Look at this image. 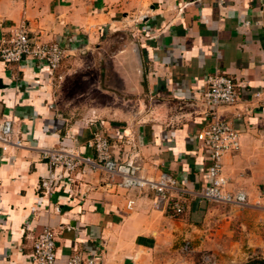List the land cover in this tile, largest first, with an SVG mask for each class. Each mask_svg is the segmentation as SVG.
Wrapping results in <instances>:
<instances>
[{
  "label": "crops",
  "instance_id": "1",
  "mask_svg": "<svg viewBox=\"0 0 264 264\" xmlns=\"http://www.w3.org/2000/svg\"><path fill=\"white\" fill-rule=\"evenodd\" d=\"M20 23L64 57L54 71L0 58V122L12 121L21 143L0 146V264H35L45 227L55 264L78 253L96 264H179L184 243L213 264L264 260V108L252 98L264 87V0H0V46ZM212 74L237 92L218 113L240 133L222 175L227 192L245 196L241 207L199 196L209 161L195 134ZM93 133L141 177L167 176L183 213L155 209L150 191L107 187L101 167H49L48 150L94 159Z\"/></svg>",
  "mask_w": 264,
  "mask_h": 264
},
{
  "label": "built area",
  "instance_id": "2",
  "mask_svg": "<svg viewBox=\"0 0 264 264\" xmlns=\"http://www.w3.org/2000/svg\"><path fill=\"white\" fill-rule=\"evenodd\" d=\"M4 45L0 46V58L6 63L18 64L24 57H32L44 64L50 71L57 69L64 57V49L57 43L47 44L29 37L28 29L20 23L11 31V36ZM207 89L202 95L204 111L203 116L207 123L195 134V139L205 147V155L209 161L206 174L209 179L199 196L208 202L241 207L246 204L242 193L231 194L225 190L226 179L222 175V158L228 152L239 149L240 133L228 121L219 116V109L231 107L238 103L237 92L233 81L219 74H212L206 79ZM253 101L264 108V87L252 94ZM19 140L13 139L12 121L0 122V146L6 151L11 146L19 147ZM88 147L95 151V158L76 155L70 150H48L46 157L51 169H61L71 173L81 164L90 168L101 167L109 176L107 187L116 185L123 189L136 188L140 191L153 193V204L157 210H170L172 215L179 216L184 207L180 199L170 200L169 191L174 190L172 181L167 176L159 180L141 177L138 164L133 159L118 161L112 158L109 141L99 133H93ZM53 176L43 183L49 191L53 185ZM58 179V176L56 177ZM116 180V181H115ZM115 181V182H114ZM133 201L127 203L131 208ZM182 253L191 251L189 243H184ZM32 261L35 264H55L54 233L45 227L33 243ZM66 264H96L92 259L83 258L81 254H74L67 259Z\"/></svg>",
  "mask_w": 264,
  "mask_h": 264
},
{
  "label": "rangeland",
  "instance_id": "3",
  "mask_svg": "<svg viewBox=\"0 0 264 264\" xmlns=\"http://www.w3.org/2000/svg\"><path fill=\"white\" fill-rule=\"evenodd\" d=\"M211 203H213V202H211ZM183 255H179L180 256L179 259H181L178 262L179 264H213L212 261L207 256L206 257L204 256V254H198V253L195 254V253H191V251H190L187 254L183 253ZM184 257H185V259H183ZM248 260H249V258L241 260L240 263H238V264H243V263L247 262Z\"/></svg>",
  "mask_w": 264,
  "mask_h": 264
},
{
  "label": "trees",
  "instance_id": "4",
  "mask_svg": "<svg viewBox=\"0 0 264 264\" xmlns=\"http://www.w3.org/2000/svg\"><path fill=\"white\" fill-rule=\"evenodd\" d=\"M243 264H264V260L260 257H254Z\"/></svg>",
  "mask_w": 264,
  "mask_h": 264
}]
</instances>
